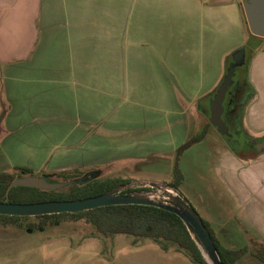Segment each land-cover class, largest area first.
I'll return each instance as SVG.
<instances>
[{
  "label": "crops",
  "instance_id": "0c3cea01",
  "mask_svg": "<svg viewBox=\"0 0 264 264\" xmlns=\"http://www.w3.org/2000/svg\"><path fill=\"white\" fill-rule=\"evenodd\" d=\"M243 2L0 0V172L114 164L127 174L128 163L165 160L173 171L192 137L190 110L203 99L210 107L228 56L249 40L258 44L249 68L256 101L244 117L264 132V38L247 31ZM217 158L219 188L199 194L198 212L225 246L253 249L264 243V169L228 146ZM3 243L0 264L193 263L157 243L81 258L58 246L6 252Z\"/></svg>",
  "mask_w": 264,
  "mask_h": 264
},
{
  "label": "trees",
  "instance_id": "16d2710c",
  "mask_svg": "<svg viewBox=\"0 0 264 264\" xmlns=\"http://www.w3.org/2000/svg\"><path fill=\"white\" fill-rule=\"evenodd\" d=\"M250 36L254 37L255 35L250 32ZM248 42L251 43V48L249 49L250 58L249 61H247L248 66H246V63L239 67L238 70L241 73H244V86H249L253 89V85L251 84L249 78V68L258 44L255 40H249ZM230 56L231 54L227 58L226 66L231 60ZM252 97L249 100H246L245 105L250 103ZM228 109L230 108L228 107L227 110ZM240 119V123H242V117ZM204 136L205 131L201 132L197 136L190 137L177 150L173 177L169 185L179 194H181L179 192V188L185 179V176L179 166L180 156L193 143L201 140ZM235 152L240 156H245L241 151ZM93 170H96L98 174L86 183H73L56 190L11 185L15 178L19 176L36 174L31 168L16 167L11 171H2L0 172V201L31 203L51 200L82 199L116 191L131 182L129 178L103 176V170L101 167L94 168ZM88 171L90 170L77 169L73 171L52 172L53 174L51 176V180H71L84 175ZM145 189V187H131L122 190L121 193L132 194ZM33 217L37 219L36 222H31ZM202 219L208 227L225 264H239L241 258L249 251H252L256 257L264 262V243L257 244L255 249H251L248 246L229 248L219 240L209 222L204 218ZM64 220H85L88 223H92L96 227L97 231L104 236H113L116 234L132 235L134 237L133 241L135 244L139 243L143 238H149L159 244L166 251H169L172 247H176L178 250L183 251L187 256H189L195 264H209L203 250L200 247V242L197 238L192 236L181 217L175 212L157 206L143 204H119L102 206L79 212H63L35 216L0 214V225L24 227L25 224H28L30 229L37 227L38 229L43 230L49 224L58 225Z\"/></svg>",
  "mask_w": 264,
  "mask_h": 264
},
{
  "label": "rangeland",
  "instance_id": "374dc122",
  "mask_svg": "<svg viewBox=\"0 0 264 264\" xmlns=\"http://www.w3.org/2000/svg\"><path fill=\"white\" fill-rule=\"evenodd\" d=\"M247 31L250 32L247 19H246ZM252 95H254L253 89L249 86L245 87V90L241 91L236 99L238 101L249 100ZM211 99V98H210ZM255 99H252L250 106L255 103ZM255 105V104H253ZM209 100L198 101L190 110L188 115V126L189 135L197 136L201 132L205 131V136L195 143H193L186 151L180 156L179 166L184 171L185 180L181 187V190L187 195V197L193 203V206L197 211L200 209L202 204L198 200L199 194H203L204 190L206 193L209 192L211 195V190L217 191L219 185L216 183L217 175V160L218 151L220 146H228L235 151L245 152L246 165H251L254 163H260L261 169H264V149L262 151H250L246 153L244 145L245 142L250 139V142H256L257 138L264 136V132L252 130L249 125L245 122V117L242 118L241 129L245 130V138L242 141H232L228 137L220 134L218 129L209 123ZM228 120V114L224 116ZM229 121V120H228ZM233 128V131H237L236 127L233 126L232 121H229ZM247 141V142H248ZM248 146V144H247ZM177 157V153L175 158ZM176 160V159H175ZM174 160V163H175ZM172 162V161H171ZM169 160L154 162L151 164H146L145 166L137 169L135 167L138 162L128 163V167H132L133 171L120 172L115 170L114 164H108L103 166V176L110 177H124L130 176L131 181L136 182V184H145L148 181L160 180L163 184H168L173 177V171L171 168V163ZM94 168H88L84 170H93ZM137 169V170H136ZM40 174V173H39ZM213 196V195H212ZM203 202L206 203V195L203 197ZM215 206L214 203H211ZM36 218L33 217L31 222L35 221ZM133 236L128 234H116L113 236L101 235L96 227L92 223H88L85 220H64L58 225H48L45 229L41 230L37 227L30 229L28 224L24 227L17 226H3L0 225V246H3L5 242L6 246H11V249H6V252L22 251L36 249H43L46 246H58V248H65L69 250L66 254H71L74 250L79 258L84 254L93 255L96 253H101L104 256H112L118 250H125L130 245H148L156 244L153 240L149 238H143L139 243L135 244L133 241ZM59 242L53 243V242ZM259 244V243H257ZM257 244L253 246L256 248ZM5 246V248H7ZM1 248V247H0ZM170 250L173 252H179L182 256H187L183 251L178 250L176 247H172ZM3 251V250H2ZM251 252V253H250ZM246 253L239 264H264L258 257L252 255V251ZM99 253V254H100ZM3 254V253H1ZM189 258V256H187ZM189 260H191L189 258ZM191 262H193L191 260ZM209 264H212L208 261ZM85 262L84 264H86ZM192 264H195L194 262Z\"/></svg>",
  "mask_w": 264,
  "mask_h": 264
},
{
  "label": "water",
  "instance_id": "95a60500",
  "mask_svg": "<svg viewBox=\"0 0 264 264\" xmlns=\"http://www.w3.org/2000/svg\"><path fill=\"white\" fill-rule=\"evenodd\" d=\"M243 7L250 32L255 36L264 38V0H244ZM248 48V45L242 46L232 53V60L226 68L225 75L218 85L214 96L210 99V122L218 129L220 134L228 137H232L233 133L223 118V113L225 112L224 102L235 82L236 68L246 62ZM52 174V172H45L19 176L15 178L11 185L56 190L73 183L84 184L88 180L93 179L98 172L96 170H90L80 177L66 181L51 180ZM133 186L134 184L130 182L116 191L75 200H51L31 203L0 201V214L35 216L52 213L79 212L119 204L157 206L175 212L181 217L192 236L200 242V247L208 261L212 264H225L208 227L199 212L186 197L179 194L170 186L157 181H150L143 184V187L146 188L145 190L132 194L121 193L122 190Z\"/></svg>",
  "mask_w": 264,
  "mask_h": 264
},
{
  "label": "flooded vegetation",
  "instance_id": "af4514ba",
  "mask_svg": "<svg viewBox=\"0 0 264 264\" xmlns=\"http://www.w3.org/2000/svg\"><path fill=\"white\" fill-rule=\"evenodd\" d=\"M249 49L247 52V57H246V62L249 61ZM244 65V64H243ZM241 65V66H243ZM240 66V67H241ZM246 66H248V63L246 64ZM239 67L236 68L235 70V82L231 87V92H229L226 96L224 105H225V112L223 113V118L225 115L228 114V120L232 121L233 126L236 127L237 131H233V128L230 126V131L233 133L232 137H228L230 140L232 141H242L244 138L245 140H247V138L245 137V130L241 129V123H240V118L244 116L246 108L248 106V104L245 105V101H238L236 99V96L243 90H245V86H244V73L240 72L238 70ZM230 108L227 110V108ZM239 118V119H238ZM225 119V118H224ZM225 119V121L230 125L229 121ZM248 141V140H247ZM245 142L246 145H244L246 150V153L250 152V151H262L264 149V136L260 137V139L257 138L256 142L252 143L250 142V139L248 142ZM248 144V146H247ZM245 153V152H244Z\"/></svg>",
  "mask_w": 264,
  "mask_h": 264
},
{
  "label": "built area",
  "instance_id": "2783aa9c",
  "mask_svg": "<svg viewBox=\"0 0 264 264\" xmlns=\"http://www.w3.org/2000/svg\"><path fill=\"white\" fill-rule=\"evenodd\" d=\"M131 183H133V184H134V186H133V187H143V185H141V184H136V182H134V181H131Z\"/></svg>",
  "mask_w": 264,
  "mask_h": 264
}]
</instances>
